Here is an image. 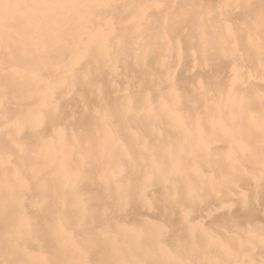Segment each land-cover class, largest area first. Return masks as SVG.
Wrapping results in <instances>:
<instances>
[{
    "label": "bare ground",
    "instance_id": "1",
    "mask_svg": "<svg viewBox=\"0 0 264 264\" xmlns=\"http://www.w3.org/2000/svg\"><path fill=\"white\" fill-rule=\"evenodd\" d=\"M0 264H264V0H0Z\"/></svg>",
    "mask_w": 264,
    "mask_h": 264
}]
</instances>
